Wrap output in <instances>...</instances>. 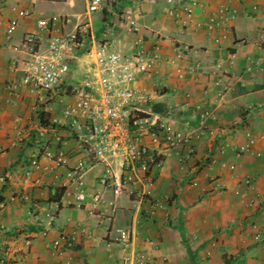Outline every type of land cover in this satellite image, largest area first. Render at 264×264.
<instances>
[{
    "label": "crops",
    "instance_id": "0c3cea01",
    "mask_svg": "<svg viewBox=\"0 0 264 264\" xmlns=\"http://www.w3.org/2000/svg\"><path fill=\"white\" fill-rule=\"evenodd\" d=\"M184 1L189 17L165 0H104L91 13L87 0H0V264H264V0ZM50 16L90 30L63 87L88 76L96 42L129 54L159 39L164 77L137 83L141 108L181 140L147 170L93 156L82 120L62 113L69 94L18 82L23 38L43 49L36 21Z\"/></svg>",
    "mask_w": 264,
    "mask_h": 264
},
{
    "label": "built area",
    "instance_id": "2783aa9c",
    "mask_svg": "<svg viewBox=\"0 0 264 264\" xmlns=\"http://www.w3.org/2000/svg\"><path fill=\"white\" fill-rule=\"evenodd\" d=\"M103 1L87 0L86 11L91 13L100 10ZM190 3L193 5L191 1ZM190 3L184 0H165L168 11L174 17L177 16L174 10L178 8L189 17ZM23 14L22 11L18 12V15ZM225 19L224 13H220L218 22L210 18L207 26L212 28L215 24L220 25ZM65 20L61 16H50L36 21L37 27L46 34L43 49L34 48L35 37L32 34L24 36L23 42L30 53L29 58L23 62L24 68L18 82L28 91L35 93L44 91L51 95L57 92L69 94L72 97L71 101L63 106L62 113L74 121L82 120L86 131L82 140L93 156L99 158L117 156L124 168L137 165L140 169L147 170L164 154L165 149L172 148L181 140L180 133L158 124L156 118L150 113L146 115L141 108L148 103L149 97L137 83L154 79L158 83L164 77L159 71L162 65L159 39L156 38L148 49L135 42L129 54L114 50L105 41L96 42L92 50L91 71L88 69L85 71L88 76L74 85L63 87L71 60L75 58V51L81 45L84 36L90 34L89 28L84 26L63 31L61 24ZM15 24L16 19L9 20L6 25L7 31ZM190 24V19L184 22V25ZM133 30L136 31V28ZM14 88V83L6 85L10 92ZM144 136L153 144V149L144 143L142 139ZM240 150H245V146ZM46 156L51 157L48 153ZM52 158L58 163L63 162V152L57 150ZM76 171H79V168H76ZM76 171L72 174H75L74 180L79 186L82 181ZM75 196L77 200L83 199L81 192ZM128 238L127 231L119 230L118 239L121 243H126ZM58 241L60 240H54L53 245L57 246ZM60 242L66 247L71 246L70 239Z\"/></svg>",
    "mask_w": 264,
    "mask_h": 264
},
{
    "label": "trees",
    "instance_id": "16d2710c",
    "mask_svg": "<svg viewBox=\"0 0 264 264\" xmlns=\"http://www.w3.org/2000/svg\"><path fill=\"white\" fill-rule=\"evenodd\" d=\"M46 117H45V113L44 112H40V114H39V120H40V123L42 124V125H46L47 124V122H46V119H45Z\"/></svg>",
    "mask_w": 264,
    "mask_h": 264
},
{
    "label": "clouds",
    "instance_id": "9594fccd",
    "mask_svg": "<svg viewBox=\"0 0 264 264\" xmlns=\"http://www.w3.org/2000/svg\"><path fill=\"white\" fill-rule=\"evenodd\" d=\"M159 159H160V157H158L157 159H156V161L155 162H158L159 161ZM152 165V164H151Z\"/></svg>",
    "mask_w": 264,
    "mask_h": 264
},
{
    "label": "rangeland",
    "instance_id": "374dc122",
    "mask_svg": "<svg viewBox=\"0 0 264 264\" xmlns=\"http://www.w3.org/2000/svg\"><path fill=\"white\" fill-rule=\"evenodd\" d=\"M81 3V2H80ZM88 152H90V151H88ZM91 153V152H90ZM92 154V153H91ZM93 155V154H92Z\"/></svg>",
    "mask_w": 264,
    "mask_h": 264
}]
</instances>
